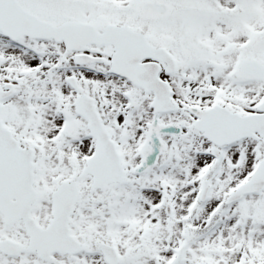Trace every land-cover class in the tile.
I'll return each instance as SVG.
<instances>
[{
	"label": "snow or ice",
	"instance_id": "1",
	"mask_svg": "<svg viewBox=\"0 0 264 264\" xmlns=\"http://www.w3.org/2000/svg\"><path fill=\"white\" fill-rule=\"evenodd\" d=\"M0 264H264V0H0Z\"/></svg>",
	"mask_w": 264,
	"mask_h": 264
}]
</instances>
